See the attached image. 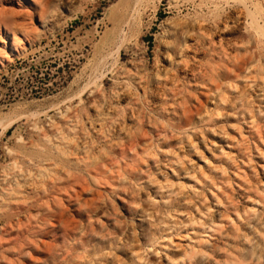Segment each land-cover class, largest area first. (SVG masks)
I'll return each mask as SVG.
<instances>
[{
	"label": "rangeland",
	"instance_id": "1",
	"mask_svg": "<svg viewBox=\"0 0 264 264\" xmlns=\"http://www.w3.org/2000/svg\"><path fill=\"white\" fill-rule=\"evenodd\" d=\"M0 25V264H264V0H0Z\"/></svg>",
	"mask_w": 264,
	"mask_h": 264
},
{
	"label": "bare ground",
	"instance_id": "2",
	"mask_svg": "<svg viewBox=\"0 0 264 264\" xmlns=\"http://www.w3.org/2000/svg\"><path fill=\"white\" fill-rule=\"evenodd\" d=\"M244 1V0H243ZM245 3V2H244ZM50 6V5H49ZM15 7V6H14ZM17 8V7H16ZM245 11V10H244ZM243 11V12H244ZM254 13V12H253ZM260 16V15H259ZM248 18H250L249 16H248ZM260 18V17H259ZM45 20H47V19H45ZM251 20V19H250ZM252 23V22H251ZM250 23V24H251ZM259 23V22H258ZM252 25V24H251ZM254 25V24H253ZM1 26V25H0ZM258 31V30H257ZM255 33H256V31H255ZM261 33V32H260ZM11 36H12V38H13V41H16L19 37L17 36V33L14 31V30H12L11 31ZM256 34H258V33H256ZM262 34V33H261ZM6 35H8V34H6V32H5V36H1L0 35V42H1V44H0V48L1 49H3L4 50V47H5V45H6V40H5V38H6ZM202 35V34H201ZM204 35V34H203ZM197 36V35H196ZM264 36V35H263ZM1 37H3V38H1ZM197 38V37H196ZM7 46V45H6ZM200 46V45H199ZM14 48V47H13ZM5 52V51H4ZM7 53V52H6ZM6 59L7 58V54L5 55V54H3V56H0V62L1 61H4L3 59ZM2 63V62H1ZM121 97H119V99H120ZM122 100V99H121ZM120 130V129H119ZM122 133V132H121ZM36 157L39 159V161L41 162V161H43V160H45L46 158H49V154L48 153H46V154H42V155H36ZM38 188V187H37Z\"/></svg>",
	"mask_w": 264,
	"mask_h": 264
}]
</instances>
